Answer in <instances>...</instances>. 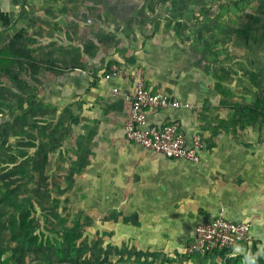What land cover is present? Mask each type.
Returning <instances> with one entry per match:
<instances>
[{
    "label": "crops",
    "instance_id": "obj_1",
    "mask_svg": "<svg viewBox=\"0 0 264 264\" xmlns=\"http://www.w3.org/2000/svg\"><path fill=\"white\" fill-rule=\"evenodd\" d=\"M113 66L123 74L107 81ZM138 75L191 105L148 118L200 136L198 164L127 141ZM13 82L33 152L50 143V164L69 170L52 190L78 201L113 264H245L264 250V0H3L0 103ZM217 218L249 223L251 242L188 256Z\"/></svg>",
    "mask_w": 264,
    "mask_h": 264
},
{
    "label": "rangeland",
    "instance_id": "obj_2",
    "mask_svg": "<svg viewBox=\"0 0 264 264\" xmlns=\"http://www.w3.org/2000/svg\"><path fill=\"white\" fill-rule=\"evenodd\" d=\"M17 93L13 82L9 101L0 103V264H113L78 201L52 190L64 186L54 180L69 170L57 160L50 164V143L33 152L34 125L20 117ZM68 234L75 235L74 246Z\"/></svg>",
    "mask_w": 264,
    "mask_h": 264
},
{
    "label": "built area",
    "instance_id": "obj_3",
    "mask_svg": "<svg viewBox=\"0 0 264 264\" xmlns=\"http://www.w3.org/2000/svg\"><path fill=\"white\" fill-rule=\"evenodd\" d=\"M122 74L118 66H113L104 78L110 81ZM113 92L119 94L118 88H114ZM125 99L131 105L124 126L128 142L168 159L196 164L201 161L204 143L200 136L196 135L188 142L177 120L160 124L152 123L148 118V111L151 109L177 111L189 109L190 104H183L167 94L152 92L147 88L143 75H138L135 79V94L126 96ZM250 229L249 223L237 224L224 218L200 222L192 240L185 247V252L188 256L214 257L236 250L251 242Z\"/></svg>",
    "mask_w": 264,
    "mask_h": 264
},
{
    "label": "clouds",
    "instance_id": "obj_4",
    "mask_svg": "<svg viewBox=\"0 0 264 264\" xmlns=\"http://www.w3.org/2000/svg\"><path fill=\"white\" fill-rule=\"evenodd\" d=\"M240 250H241V249H240L239 247H237L236 251H240ZM260 255H264V250L259 251V252L255 253V254L248 253V254L245 256V264H249V257H251V256H256V257H258V256H260Z\"/></svg>",
    "mask_w": 264,
    "mask_h": 264
},
{
    "label": "trees",
    "instance_id": "obj_5",
    "mask_svg": "<svg viewBox=\"0 0 264 264\" xmlns=\"http://www.w3.org/2000/svg\"><path fill=\"white\" fill-rule=\"evenodd\" d=\"M74 239H75V235H73V234H68L67 236H66V242H68L69 243V246H74L75 245V243H74ZM49 244H50V241L48 242Z\"/></svg>",
    "mask_w": 264,
    "mask_h": 264
}]
</instances>
